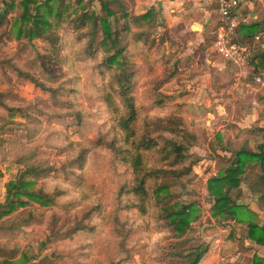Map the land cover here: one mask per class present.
<instances>
[{
  "label": "rangeland",
  "instance_id": "rangeland-1",
  "mask_svg": "<svg viewBox=\"0 0 264 264\" xmlns=\"http://www.w3.org/2000/svg\"><path fill=\"white\" fill-rule=\"evenodd\" d=\"M124 2L129 4L132 0ZM94 4L98 6L96 0ZM112 6L120 16V7ZM17 7L11 12L13 16L19 13ZM74 8L72 5L71 10ZM115 18H111L113 24ZM122 23L130 27L128 36L135 38L143 32L142 40L146 43L155 38L151 54L148 53L149 64L128 50L129 67L135 69L133 93L139 118L136 125L147 122L148 126L143 128L149 129L158 147L166 141H175L184 147L166 158V151L149 152L148 165L160 169L154 182L165 187L160 196L166 198L160 206L193 204L199 210L197 220L191 223L184 237L175 238L158 217V207L147 203L148 212L140 214L135 207H124L135 201L130 193L123 194L120 200L116 198L120 186L132 179V172L105 146L106 142L118 139L119 129L114 114L101 98L108 81V73L103 74L105 69L100 66L102 52L96 51L85 61H74L75 51L86 41V37H81L84 30L73 31L68 19L50 28L46 34L57 38L56 53L61 60L53 66H44L40 57L51 52L48 41L15 38L14 32L8 33V23H5L0 26V202L4 200L6 183L23 169L16 157L26 155L30 161L50 168L47 174L34 177L30 188L54 195L55 203L44 205L29 200L0 218V264L6 261L9 264H184L185 259L172 258L169 254L206 243L215 230L213 224H223L211 217L213 198L207 181L226 166L225 157L230 152L244 144L255 149L261 142L260 131L254 129L258 126L252 123L249 128H234L230 121L240 117V112L252 111V98L257 99L259 107L260 96L264 95V60L242 67L244 74L237 88H233L231 83L239 68L231 61L217 59L223 62L224 74L216 82L220 85L224 81L232 91L237 90L238 100L230 99L222 110L215 103L204 105L199 110L202 114L199 113L197 123H206L207 116L212 124L208 128L192 127L197 133L194 138L188 125L192 118L189 112L183 113L182 106L174 107L179 103L172 104L173 96L166 92L171 90L167 88L169 83L159 90L164 104L157 108L152 105L158 96L154 80L180 66L178 61L174 62L175 47L164 49L171 51L168 65L159 62L151 68L157 39L160 35L163 37L162 29L152 23H135L130 18L119 19L118 24ZM100 39L98 32L95 44ZM158 54L157 51L156 57ZM254 74L261 76V84L255 86L247 80ZM187 75L184 69L176 79L177 84ZM258 107L253 110L259 113ZM158 117L162 118L159 122ZM222 122L224 136L220 141L227 145L230 151L227 154L219 148L217 152L206 148L215 135L222 134L217 131ZM177 155L183 157L173 163ZM185 169L189 172L184 174ZM179 171L182 172L177 174ZM257 174V167L248 170L242 176L240 188L232 189L230 195L263 222L264 203L249 190ZM114 214L117 220L108 222L107 216ZM78 223L91 228L71 234ZM222 250L232 254L228 248ZM228 254L229 261L221 256L224 262L220 264H232ZM253 255L252 251H246L233 263L253 264Z\"/></svg>",
  "mask_w": 264,
  "mask_h": 264
},
{
  "label": "trees",
  "instance_id": "trees-1",
  "mask_svg": "<svg viewBox=\"0 0 264 264\" xmlns=\"http://www.w3.org/2000/svg\"><path fill=\"white\" fill-rule=\"evenodd\" d=\"M0 0L2 8L0 9V26L8 23V33L15 34V38H44L48 41L51 52L48 55H41L42 65L53 66L61 60L56 53L58 48V40L53 35L46 34L52 27H57L63 20L68 19L70 28L73 31L80 32L84 30L81 37H86V41L75 51V62L87 60L89 57L102 52V60L100 66L105 70L102 73H108L107 88L102 91L101 98L107 107L115 116L116 125L119 129V137L117 140H110L105 143L107 149L113 155H118L120 160L131 168L132 179L129 183L120 186L117 194L118 200L123 194L130 193L135 201L133 204H125L124 207H135L140 214L148 212V206L158 207V217L162 220V224L166 229L172 232L175 238H182L191 228V223L196 221L199 216L198 208L193 204H173L160 206L162 200L166 197L160 196L161 191L165 187H161L154 182L159 177L160 169H152L148 165L149 152L162 153L166 151V158L170 153H179L184 149L183 145L175 141H166L162 147L158 144L154 137L151 136L147 122L137 126L138 113L135 107V96L133 93L135 69L129 67L130 56L128 50L131 49L132 54L139 55L140 58L149 64L148 53L151 54V46L155 42L153 37L150 41H143L142 33H137L135 38L128 36L130 27L126 23L118 24L119 19H128L138 24L152 23L153 26L162 29V36L157 39L158 48L153 52L154 59L151 58V68L154 63L171 62V51L164 49L175 45L170 34L164 29L163 23L158 20V11L151 7L142 14H134L129 9V4L124 0H96L98 6H95V0ZM18 5L19 13L13 16L11 12ZM74 5L73 10L71 6ZM120 7V16H117V10L112 6ZM114 24L111 20L115 17ZM115 25V27H114ZM256 31V30H255ZM255 31H252L253 33ZM100 33L101 39L95 44L96 34ZM251 32V33H252ZM250 33V34H251ZM172 50V49H171ZM157 51L159 52L156 57ZM174 54V50H172ZM255 58L264 59V52L259 53ZM148 60V61H147ZM174 62H176L174 60ZM182 70L177 67L174 71L168 73L163 72L162 76L154 80L155 89L158 96L152 104L155 108L164 104L160 88L173 79H177L181 75ZM253 85L252 76L247 79ZM182 104L174 105L179 109ZM162 119V118H161ZM158 117L156 120L161 121ZM256 131H264V129L254 128ZM254 129H250L253 131ZM191 132V131H190ZM192 135H194L191 132ZM193 138V137H192ZM195 138V136H194ZM221 135H215L212 141H209V149L217 152V148L223 151H229L226 144L221 143ZM230 152V151H229ZM182 155H177L173 163L181 160ZM227 164L223 169L211 176L207 181V189L213 198L211 208V217L215 222L223 223L226 220H234L237 223L245 224L248 238L256 244L264 245V221L260 222L254 213L245 205L237 203L231 197L232 189H239L242 182V176L248 170L254 167L258 168L256 178L249 185V190L259 196L264 203V133L261 135V142L253 149L244 144L238 150L230 152L225 157ZM16 162L21 166L20 173L5 185L4 200L0 202V218L6 216L17 208L27 204L29 200H36L40 204H54V195L43 193L40 189L33 190L30 185L37 176L45 175L50 172V168L43 166L42 163L32 162L26 155L16 157ZM189 169H185L182 173H187ZM180 171L177 174L181 173ZM1 176V170H0ZM29 178V179H28ZM167 195V194H166ZM130 208V207H128ZM111 217V219H109ZM117 220L114 214L107 216V221ZM91 226L84 223H78L73 227L71 234L79 230H89ZM208 243H202L198 246L172 252L169 254L172 258L175 256L185 259L184 264H200L201 258L208 250ZM253 264H264V257L256 254L253 255ZM4 264H9L8 261Z\"/></svg>",
  "mask_w": 264,
  "mask_h": 264
},
{
  "label": "crops",
  "instance_id": "crops-1",
  "mask_svg": "<svg viewBox=\"0 0 264 264\" xmlns=\"http://www.w3.org/2000/svg\"><path fill=\"white\" fill-rule=\"evenodd\" d=\"M129 6L130 10L137 15L146 12L151 7L157 9L158 20L163 23L164 29L168 31L174 41V60L178 61L180 65L178 69L182 70L181 75L184 69L188 75L181 84H177L175 79L168 82L169 87L167 88L171 90L166 92L173 96L172 104H182L183 113L189 112L192 118L188 124L189 130L194 136H197L192 127L204 126L208 128L212 124V120L207 116L205 117L206 123L200 121L199 124L197 123L199 110H202L204 105L208 107L207 104L215 103L222 110L230 99L238 100L237 90L232 91L231 86L224 85V81L220 85H218L220 82H216L222 80L221 77L224 74L221 71L223 62L221 60L222 63L218 62L219 56L211 50L213 30L218 23V1L132 0ZM237 16L239 19L237 36L241 40H246L253 33L252 31L264 28V0H240ZM263 52H253L250 63L261 60L255 57ZM243 74L244 72H241L240 75L243 76ZM255 90L257 91V88H254ZM256 100V98H252L254 105L252 111L250 109L244 113L240 112V117L231 119L232 127L245 129L253 123V125L258 126L257 128L264 129V123H261L263 122L261 117L264 120V95L260 96L259 107ZM257 107L259 113L257 110H253ZM220 114L222 116L221 112ZM219 126L217 131L222 132L221 137H223L224 122L220 123ZM260 133L262 135L264 131L262 130ZM209 138L211 139V137ZM208 146L209 142L206 148ZM224 153L227 154L228 152L224 151ZM212 227H215V230L206 241L209 247L206 254L201 258L200 264H220L222 261L224 262L221 256H225L226 260L229 261L226 257L229 251H224L222 248H228L232 251V254H228V256L232 257L231 261L233 262H238L237 258L243 257L246 251H252V255L264 257V245L256 244L248 238L245 224L226 220L223 224H213ZM233 262L232 264H235Z\"/></svg>",
  "mask_w": 264,
  "mask_h": 264
},
{
  "label": "built area",
  "instance_id": "built-area-1",
  "mask_svg": "<svg viewBox=\"0 0 264 264\" xmlns=\"http://www.w3.org/2000/svg\"><path fill=\"white\" fill-rule=\"evenodd\" d=\"M218 1V23L213 30V41L211 50L217 56L231 61L239 68L231 83L233 88L239 85L241 69L251 62V55L255 51H264V28L252 33L246 40L237 36L239 19L237 8L240 0H217ZM253 81L261 84L260 75H253Z\"/></svg>",
  "mask_w": 264,
  "mask_h": 264
}]
</instances>
